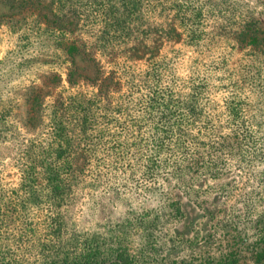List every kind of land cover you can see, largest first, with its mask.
<instances>
[{
  "label": "rangeland",
  "instance_id": "rangeland-1",
  "mask_svg": "<svg viewBox=\"0 0 264 264\" xmlns=\"http://www.w3.org/2000/svg\"><path fill=\"white\" fill-rule=\"evenodd\" d=\"M85 1L0 0V109L14 96L9 94L14 84L46 83L53 86L47 103L57 101V14L65 12L71 19L70 12L83 9L80 3ZM139 4L140 12L130 21L136 31L130 28L133 35L145 36L143 50H153V55L126 61L117 69L111 64L124 59L116 57L115 49L123 46L118 44L110 53H97L93 47L97 60L107 70L117 69L124 80L154 63L161 83L177 96L188 101L197 92L193 96L201 117L188 132L205 133L201 145L209 144L207 132L238 134L240 145L234 138L230 144L224 142L229 154H220L217 162L226 170L219 178L201 177L190 193L171 178L163 183L164 196L138 194L124 185L117 188L124 181L114 178L80 188L65 208L66 229L94 240L105 252L119 246L120 238L136 264H254L255 254L264 249V0H139ZM91 5H98L97 0ZM178 5L185 7L186 18L203 22L205 34L200 40L192 39L179 22ZM95 12L89 11L92 22L71 37L90 42L98 31ZM243 22L257 29L260 44L235 41ZM46 72L52 76L46 78ZM70 92L77 89L63 94ZM229 99L238 109L235 119L227 115ZM24 110L7 116V137L0 140V183L8 188L18 181L16 161L21 151L47 137L45 117L32 120L35 126L21 127L17 120L24 118ZM165 198L177 201L178 214L160 208ZM6 233L3 244L8 243Z\"/></svg>",
  "mask_w": 264,
  "mask_h": 264
},
{
  "label": "trees",
  "instance_id": "trees-1",
  "mask_svg": "<svg viewBox=\"0 0 264 264\" xmlns=\"http://www.w3.org/2000/svg\"><path fill=\"white\" fill-rule=\"evenodd\" d=\"M92 1L80 3L84 8L70 12L71 19L65 12L57 14V101L47 103L53 86L46 83L14 84L13 93L9 90L14 96L0 109V140L7 137L6 118L14 110L25 107L24 118L18 116L17 120L24 128L48 119L45 141L27 146L17 158L16 185L8 188L0 183V264H136L120 238L119 246L105 252L94 240L67 231L64 212L75 192L114 178L124 181L117 188L124 185L138 194L155 192L164 196L163 183L171 178L179 189L190 193L201 177L222 176L226 168L217 158L229 154L224 142L230 144L234 138L236 146L240 145L238 134L210 132L209 144L206 148V143L201 145L205 133L188 132L201 117L195 108L197 92H192L188 101L177 96L161 83L154 63L138 74L129 73L127 80L117 75L118 66L126 61L153 55V50H143L145 36L133 35L132 29H136L130 21L135 12H140L139 0H97L98 5L93 6ZM92 10L96 11L93 23L98 25L94 37L90 42L71 37L92 22L88 17ZM185 10L178 5L175 13L181 15L179 22L190 37L198 41L205 34L201 30L203 22L186 18ZM249 26L243 22L237 33L240 37L234 40L251 46L260 44L257 29ZM118 44L123 45L121 49L114 48ZM93 47L97 53L115 49L116 57L124 55V59L111 64L116 70H107L97 60ZM45 76L50 78L52 73ZM67 89L77 92L64 95ZM226 102L227 115L235 119L238 109L233 100ZM209 128L214 131L212 125ZM209 146L211 149L205 151ZM127 180L133 186H127ZM177 205V201L165 198L160 208L178 214ZM4 233L8 243L3 244ZM254 264H264V249L255 254Z\"/></svg>",
  "mask_w": 264,
  "mask_h": 264
}]
</instances>
